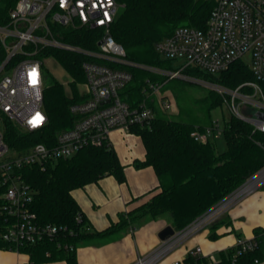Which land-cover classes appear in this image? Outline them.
Returning a JSON list of instances; mask_svg holds the SVG:
<instances>
[{
  "label": "trees",
  "instance_id": "trees-1",
  "mask_svg": "<svg viewBox=\"0 0 264 264\" xmlns=\"http://www.w3.org/2000/svg\"><path fill=\"white\" fill-rule=\"evenodd\" d=\"M120 6L117 17L111 25V34L125 49V58L133 64L111 63L61 48H47L41 57H54L74 78V95L68 96L63 85L52 80L46 83L44 108L48 115L47 124L37 131H25L8 117L2 118L4 141L12 150L25 151L37 143L54 145L57 133L70 128L76 119L70 111L73 103L83 101L77 84L86 82L82 67L84 61H95L113 68L132 73V80L121 90L123 100L136 106L146 100L155 110L151 125H132L130 132L141 137L145 146V158L136 161L137 167L152 166L158 177V184L150 197L121 213L119 220L101 231H92L73 191L98 182L107 175H113L119 182L126 180L125 166L113 147L88 146L69 158L49 161L45 169L26 166L22 169L24 179L33 190L31 209L42 224L67 226L55 239H45L35 244L13 246L3 238L9 219L2 197L0 183V249H13L26 253L33 263L66 259L77 264L76 250L81 242L94 237H105L120 232L139 222L157 220L170 214L177 230H182L211 207L238 189L248 179L264 168V132L234 114L223 120L226 149L217 150L216 142H201L192 136L195 129L212 124V111L223 104L225 98L209 89L208 94L195 103L207 113L206 123L191 117L189 121L175 119L157 111L156 94L150 84H161V94L174 90L181 100L176 86L164 74L153 68L177 70L171 59H163L156 50V43L171 35L181 26L205 28L213 3L208 0H116ZM16 0H3L0 7V21ZM2 18V19H1ZM59 38L84 50L99 49L102 28L79 29L56 27ZM182 72L188 76L216 83L227 88H236L245 81L255 80L249 66L243 61L234 62L228 69L212 74L198 67L187 66ZM47 79V78H46ZM264 86V83H263ZM189 113V114H188ZM73 232L72 234L70 232ZM255 240L258 245L252 251L236 257L234 251L224 255L219 262L189 254V264H255L264 259V229L256 228ZM72 246V248H71Z\"/></svg>",
  "mask_w": 264,
  "mask_h": 264
},
{
  "label": "built area",
  "instance_id": "built-area-1",
  "mask_svg": "<svg viewBox=\"0 0 264 264\" xmlns=\"http://www.w3.org/2000/svg\"><path fill=\"white\" fill-rule=\"evenodd\" d=\"M208 1L213 3V8L205 28L181 26L156 43V50L161 56L182 60L181 67L177 70H153L168 79L193 80L215 90L228 98L226 103L232 114L251 123L255 130L264 132V119L258 115L264 113V0ZM2 3L3 0H0V7ZM119 8L116 0H16L6 18L0 21V183L4 187V211L9 219L3 238L13 246L55 239L68 231L67 226L42 225L37 221L31 209L33 190L24 179V167L45 169L49 161L69 158L85 147H111V133L115 129L129 130L132 125H151L155 119V110L146 100L131 106L122 99L120 92L133 77L130 71L84 61L86 98L70 106L76 119L70 128L57 133L56 143H37L20 152L10 149L4 141L3 117L13 120L25 131L40 130L48 122L44 108L45 57H41L47 48L85 53L111 63L133 64L125 58L124 47L111 34V25ZM56 27L102 28L104 32L98 41L99 49L84 50L62 41L59 38L61 32ZM239 60L249 66L255 80L245 81L236 88H227L182 72L185 67L193 66L217 74ZM161 86L159 83L150 84L152 93L162 95ZM160 101L164 109L172 107L169 99ZM223 134L224 125L219 119L192 132V136L201 142H216ZM263 172L252 176L133 264L160 262L191 235L210 226L240 199L264 184L263 177L260 183L248 188ZM257 245L255 239L239 238L233 262L237 256L254 250ZM201 252V247H197L191 254L196 256ZM170 264H182V261L174 260Z\"/></svg>",
  "mask_w": 264,
  "mask_h": 264
},
{
  "label": "crops",
  "instance_id": "crops-1",
  "mask_svg": "<svg viewBox=\"0 0 264 264\" xmlns=\"http://www.w3.org/2000/svg\"><path fill=\"white\" fill-rule=\"evenodd\" d=\"M111 144L125 166L126 180L119 182L115 176L107 175L73 191L92 231H101L116 223L121 213L146 201L158 184L152 166L137 167L135 164L145 158V146L139 135L130 130L115 129L111 133ZM164 218L130 225L120 232L81 242L76 250L77 264H133L162 243L159 232L164 227L171 225L178 231L172 220ZM256 228L264 229V184L240 199L210 226L193 234L158 264H170L174 260L189 264L187 258L197 247L202 249L197 257L219 262L224 255L234 251L239 238L254 240ZM0 264L69 263L66 259L33 263L26 253L0 249ZM255 264H264V259Z\"/></svg>",
  "mask_w": 264,
  "mask_h": 264
},
{
  "label": "rangeland",
  "instance_id": "rangeland-1",
  "mask_svg": "<svg viewBox=\"0 0 264 264\" xmlns=\"http://www.w3.org/2000/svg\"><path fill=\"white\" fill-rule=\"evenodd\" d=\"M162 58L165 59V57L163 56ZM43 62H44V70L47 78L46 83L48 84L55 79L56 81H58L63 85L65 93L68 96L72 97L75 91V87L73 85L74 82L73 75L69 71H67V69L64 68V66L61 64L60 61H58L54 57H45ZM171 63L173 68H180L183 61L171 60ZM171 84L176 86V91L181 94V100L177 98L174 90H167L164 93H162V95L159 96L156 95V100L154 102L157 111H160V113H165L166 116L175 119H182L185 121H189L191 117H189L186 112L190 110V113L193 116H195L197 120L199 121L201 120L202 123H206L207 121L206 119L208 118L207 113L204 110L202 111V108L195 103V100L205 97L208 94V90L210 88L206 87L204 84L199 83L197 81H193V80L191 81L184 78H176L171 82ZM76 86L80 94L86 93L87 87L85 83L84 84L78 83ZM164 98H167L171 101L172 107L170 109H164L163 106L161 105L160 99H164ZM224 98H225V104L214 109L211 113L213 119H219L222 124H223V120L228 119L232 114L229 105L226 103V99L228 98L226 97ZM216 144L218 151H223L226 149V142L223 137L219 138ZM227 211H225L219 218L227 214ZM164 219L172 220V217L170 216V214H167ZM140 223L141 222H139V224ZM190 237L189 239H191Z\"/></svg>",
  "mask_w": 264,
  "mask_h": 264
},
{
  "label": "water",
  "instance_id": "water-1",
  "mask_svg": "<svg viewBox=\"0 0 264 264\" xmlns=\"http://www.w3.org/2000/svg\"><path fill=\"white\" fill-rule=\"evenodd\" d=\"M258 115L260 117H262L264 119V113H258ZM264 168L262 170H260L259 172H257L255 174V176H257L258 174L261 173V171H263ZM246 183V182H245ZM244 183V184H245ZM242 186V185H241ZM176 234V231L175 229L171 226V225H168L166 227H164L160 232H159V238L162 240V241H166L168 239H170L171 237H173L174 235Z\"/></svg>",
  "mask_w": 264,
  "mask_h": 264
},
{
  "label": "bare ground",
  "instance_id": "bare-ground-1",
  "mask_svg": "<svg viewBox=\"0 0 264 264\" xmlns=\"http://www.w3.org/2000/svg\"><path fill=\"white\" fill-rule=\"evenodd\" d=\"M263 175H264V172H263L262 175H260L258 178L256 177V178H255V179L249 184L248 188H251V187L257 185L258 183H260V182L262 181L263 177H264Z\"/></svg>",
  "mask_w": 264,
  "mask_h": 264
}]
</instances>
